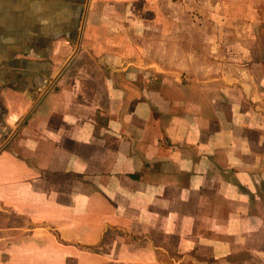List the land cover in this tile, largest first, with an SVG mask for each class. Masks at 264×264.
<instances>
[{
	"label": "crops",
	"instance_id": "obj_1",
	"mask_svg": "<svg viewBox=\"0 0 264 264\" xmlns=\"http://www.w3.org/2000/svg\"><path fill=\"white\" fill-rule=\"evenodd\" d=\"M264 0H0V264L264 262Z\"/></svg>",
	"mask_w": 264,
	"mask_h": 264
},
{
	"label": "rangeland",
	"instance_id": "obj_2",
	"mask_svg": "<svg viewBox=\"0 0 264 264\" xmlns=\"http://www.w3.org/2000/svg\"><path fill=\"white\" fill-rule=\"evenodd\" d=\"M259 27L264 30V20L263 22H259ZM259 42L264 43V38L262 37L259 39ZM235 258L238 260V264H264V262L259 259H252L251 255H249L246 251H242L239 255H236Z\"/></svg>",
	"mask_w": 264,
	"mask_h": 264
}]
</instances>
